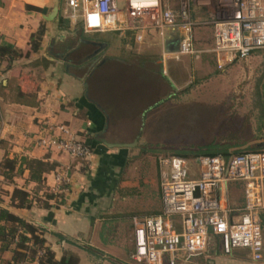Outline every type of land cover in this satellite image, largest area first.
<instances>
[{"label": "crops", "instance_id": "obj_1", "mask_svg": "<svg viewBox=\"0 0 264 264\" xmlns=\"http://www.w3.org/2000/svg\"><path fill=\"white\" fill-rule=\"evenodd\" d=\"M58 1L57 14L46 21L44 16L50 14L55 0H0V46L21 53L0 59V210L39 227L44 248L56 261L71 254L78 264H126L111 245L112 230L105 226L122 220L117 215L121 207L142 205L138 161L149 133L148 126L142 128V116L144 122L155 120H150L147 102L149 95L154 101L157 94L142 87V59L148 53L160 54L155 62L175 76L185 73L186 65L190 74L214 72L220 69L219 56L212 52L211 37L204 51L194 49L197 54L172 62L179 42L177 30L159 36L130 30L86 33L80 20L68 19L67 0ZM39 28L43 34L34 52L31 36ZM46 124H64L78 133L91 151L88 159L77 161L37 147L36 135ZM118 144L130 147L112 146ZM22 157L54 163L55 169L43 174L38 185L29 181L28 170L18 173ZM12 160L14 168H7L5 162ZM63 172L69 180L67 192L57 200L48 199L55 187L54 174ZM157 173L158 212L152 215L162 209L158 169ZM15 190L26 193L28 207L19 206ZM259 216L264 230V211ZM262 241L259 262L246 249L224 254L219 238L211 236L202 254L178 264H264V236ZM15 242L0 253V264H12ZM130 253L133 264H143L131 260ZM19 264H38L37 257L29 260L27 252Z\"/></svg>", "mask_w": 264, "mask_h": 264}, {"label": "built area", "instance_id": "obj_2", "mask_svg": "<svg viewBox=\"0 0 264 264\" xmlns=\"http://www.w3.org/2000/svg\"><path fill=\"white\" fill-rule=\"evenodd\" d=\"M174 1V3H172ZM212 17L218 67L244 59L264 49V3L262 0H215ZM67 0L68 19L80 20L86 33L177 30L179 42L172 55L197 54L193 45L190 0ZM99 23L92 24L91 17ZM37 147L65 153L86 161L91 154L82 137L64 124H46L36 135ZM189 161L176 156L157 159L161 212L132 218L133 250L130 259L143 264H178L202 254L211 236L219 238L224 254L246 249L253 261L262 259L260 212L264 211V141L258 152L238 154L227 161L203 156ZM54 198L67 192L66 172L54 174ZM241 182L243 204L233 208L228 201V184ZM38 255H42L39 253Z\"/></svg>", "mask_w": 264, "mask_h": 264}, {"label": "rangeland", "instance_id": "obj_3", "mask_svg": "<svg viewBox=\"0 0 264 264\" xmlns=\"http://www.w3.org/2000/svg\"><path fill=\"white\" fill-rule=\"evenodd\" d=\"M116 5L124 9L123 0H116ZM217 9L215 0H190L192 20L199 23L193 29L194 49L203 50L210 46L211 37L213 49L210 23ZM150 32L159 36L157 30ZM148 55L142 59V87L153 88L157 94L154 101L149 95L147 102L150 120H155L144 122L142 116V128L149 127L146 143H142V157L138 161L142 167V205L134 203L121 207V214L117 215L122 220L110 221L105 226L112 230L114 238L111 245L119 249L126 264H133L129 260L132 218L158 212V157L173 155L170 150H195L198 146L213 143L230 146L229 151H241L257 148L264 141V130H258L260 122L256 108L258 101L264 98V49L253 52L247 58L233 60L214 72L204 71L200 75L190 74L186 65L185 73L171 76L155 62L160 54ZM182 57H173L176 60L171 61L180 63ZM150 104H154V109ZM187 161L193 167L192 160ZM227 194L231 207H242L241 182L229 183Z\"/></svg>", "mask_w": 264, "mask_h": 264}, {"label": "trees", "instance_id": "obj_4", "mask_svg": "<svg viewBox=\"0 0 264 264\" xmlns=\"http://www.w3.org/2000/svg\"><path fill=\"white\" fill-rule=\"evenodd\" d=\"M43 28H39L38 31L31 36V50L36 51L40 44V40L42 38ZM194 44V38H193ZM20 51L14 49L9 45L0 46V59L7 56L9 59L14 58L15 56L20 55ZM264 90V89H263ZM264 97V93H263ZM259 111V122L260 126L258 130H264V98L258 101L257 107ZM229 147L227 145H217L215 143L198 146L195 150H170L173 155H164V156H176L181 159H197L203 156H219L224 158L226 161L238 154L258 152L261 150V147L257 148H249L246 150H236L229 151ZM151 150H144V152ZM153 151V149H152ZM15 161H6L5 166L7 168H14ZM26 169L29 171V181L35 182L36 184L42 183V176L45 173H48L55 169L54 163L44 162L40 160L27 159L22 157L19 160V169L18 173H22V171ZM14 196H17L19 199L21 207H28L30 205V201H28L26 193L15 190ZM48 199L54 198L53 194L47 195ZM42 234V230L39 227H36L26 221L11 215L6 210H0V253L8 251L10 246L15 242V250L12 257V264H19L24 261L27 257L32 260L37 257L38 264H78V258L75 255H65L59 261L54 259L53 254L49 251V249L44 248L45 241L40 237ZM31 243V248L28 247V244ZM38 249L42 255H37ZM24 251V252H23Z\"/></svg>", "mask_w": 264, "mask_h": 264}, {"label": "water", "instance_id": "obj_5", "mask_svg": "<svg viewBox=\"0 0 264 264\" xmlns=\"http://www.w3.org/2000/svg\"><path fill=\"white\" fill-rule=\"evenodd\" d=\"M58 3H59V1L58 0H55L54 5H53V8H52L50 14L48 16H44V19L46 21H52L54 19L55 15L57 14V11H58ZM112 146H117L119 148L120 147H130L129 144H118V145H112ZM262 146H263V143H261L259 145V147H262Z\"/></svg>", "mask_w": 264, "mask_h": 264}, {"label": "clouds", "instance_id": "obj_6", "mask_svg": "<svg viewBox=\"0 0 264 264\" xmlns=\"http://www.w3.org/2000/svg\"><path fill=\"white\" fill-rule=\"evenodd\" d=\"M147 2H150V3H152V4H155L156 2H157V0H147ZM133 3L135 4L136 3V0H133ZM91 23L92 24H97V23H99V18H98V16H92L91 17Z\"/></svg>", "mask_w": 264, "mask_h": 264}]
</instances>
